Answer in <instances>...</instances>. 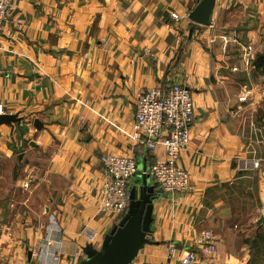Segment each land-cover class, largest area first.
Wrapping results in <instances>:
<instances>
[{
	"label": "crops",
	"instance_id": "0c3cea01",
	"mask_svg": "<svg viewBox=\"0 0 264 264\" xmlns=\"http://www.w3.org/2000/svg\"><path fill=\"white\" fill-rule=\"evenodd\" d=\"M13 1L0 33V264H84L102 249L125 216L101 210L107 155L136 159L135 201L153 195L132 264H181L204 231L218 252L196 264H264V0H217L206 27L188 18L199 0ZM172 82L194 102L182 195L147 174L162 148L129 136L139 95Z\"/></svg>",
	"mask_w": 264,
	"mask_h": 264
},
{
	"label": "built area",
	"instance_id": "2783aa9c",
	"mask_svg": "<svg viewBox=\"0 0 264 264\" xmlns=\"http://www.w3.org/2000/svg\"><path fill=\"white\" fill-rule=\"evenodd\" d=\"M13 10V0H0V33L10 20ZM15 24L19 30L22 29L21 20H16ZM246 98L242 96L239 100L244 101ZM193 120L192 93L180 83L172 82L166 88L158 85L141 93L136 100L129 136L135 144L144 145L149 150L162 148L164 158L154 163L147 174L165 195H182L188 191L190 176L180 165V160L182 151L190 141ZM260 162L261 159H256L252 164L246 163L244 169L251 167L257 170ZM102 164L104 180L100 189L101 210L126 214L130 204V182L139 173L138 163L133 157L107 155L102 158ZM173 252L174 248L171 254ZM217 252L213 234L204 231L187 251L181 264H196L200 259L214 257ZM52 259V264H66L61 254H53Z\"/></svg>",
	"mask_w": 264,
	"mask_h": 264
},
{
	"label": "water",
	"instance_id": "95a60500",
	"mask_svg": "<svg viewBox=\"0 0 264 264\" xmlns=\"http://www.w3.org/2000/svg\"><path fill=\"white\" fill-rule=\"evenodd\" d=\"M216 2L217 0H199L190 12L189 20L196 27L210 26ZM8 121L6 117L0 116V122ZM150 194L141 201H135L134 193L131 191L128 210L119 226L105 238L100 251L89 254L84 264H132L147 242L146 236L152 222L150 197L153 195Z\"/></svg>",
	"mask_w": 264,
	"mask_h": 264
}]
</instances>
